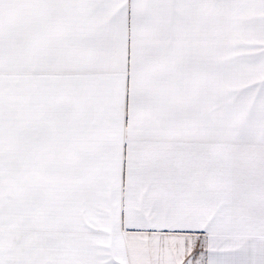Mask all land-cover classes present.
<instances>
[{
	"label": "snow or ice",
	"instance_id": "snow-or-ice-1",
	"mask_svg": "<svg viewBox=\"0 0 264 264\" xmlns=\"http://www.w3.org/2000/svg\"><path fill=\"white\" fill-rule=\"evenodd\" d=\"M0 264H264V0H0Z\"/></svg>",
	"mask_w": 264,
	"mask_h": 264
}]
</instances>
